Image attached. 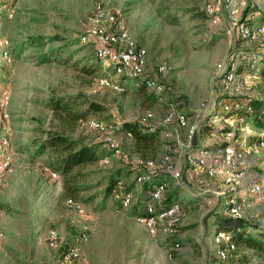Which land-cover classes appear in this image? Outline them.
I'll list each match as a JSON object with an SVG mask.
<instances>
[{"label":"rangeland","instance_id":"rangeland-1","mask_svg":"<svg viewBox=\"0 0 264 264\" xmlns=\"http://www.w3.org/2000/svg\"><path fill=\"white\" fill-rule=\"evenodd\" d=\"M94 3L95 0H17L13 19L0 15L3 35L14 56L11 67L0 62V93L11 96L9 124L15 165V171L0 182V226L5 232L0 242V264H58L61 251L52 250L47 244L52 228L60 232L63 245L87 233L88 240L82 249L89 264H227L248 249H238L237 245L236 252L232 251L226 261L217 256L218 245L213 235L217 229L227 230L232 225L226 221L230 218L226 198L214 196L219 201L210 207L206 200L212 196H204L203 201V196L196 195L197 175L188 169V183L177 190L174 199L184 207L178 233L175 237L150 235L134 218L139 207L135 211L133 207L141 201L130 209H121L118 191L106 199L99 194L117 171H121L118 176L127 184L133 181L134 174L125 170L138 156L133 139L116 128L111 134L115 147L110 150L106 134L83 121L75 125L59 117L48 99L53 94L67 98L80 95L79 101H97L105 106L103 111H90L87 119H101L110 128L123 120L136 119L149 109L161 121L172 111L169 104L186 112L193 121L210 99L217 98L218 107L230 98L252 106L253 101H264L261 37L256 30L247 38L233 32L234 23H247L245 18L253 28L264 22V0H248L247 7L239 11L241 16L238 13L235 19L224 7H218L215 15H208L201 0H104L109 12L121 11L122 25L139 45L147 48L150 66H170L161 77L167 84L163 102H155L139 91L144 82L141 79L127 78L128 90L123 93L100 86L96 77L106 69L99 61V73L82 70V65L89 64L94 57V46L80 42L87 19L94 12ZM250 51L259 53L253 74L247 65ZM235 58H239V76L250 77L249 86L241 93L225 92L223 88V72ZM85 104L79 109H85ZM260 113L253 107L251 113H242L244 120L238 122L244 128L238 132V138L242 136L246 142L243 168L248 176L236 188V195L244 204L243 229L254 234L264 233V200H257L250 191L256 182L264 190V145L260 144L264 128L254 127L253 122ZM48 131L63 132L85 143H100V150L110 156L109 165L99 160L85 168L92 171L85 180L94 188L81 194L79 208L64 196L63 177L51 179L43 170L47 154L35 153L33 142L46 137ZM203 136L206 134L200 133L197 141ZM211 139L215 138L206 137L209 142ZM161 152V148L157 149L154 158H159ZM161 176L170 178L169 174ZM143 192L141 185L136 190L141 199L145 198ZM90 193L98 194L91 201L83 200ZM174 238L182 247L169 258L168 249ZM252 263L259 264L260 260L254 258Z\"/></svg>","mask_w":264,"mask_h":264},{"label":"built area","instance_id":"built-area-1","mask_svg":"<svg viewBox=\"0 0 264 264\" xmlns=\"http://www.w3.org/2000/svg\"><path fill=\"white\" fill-rule=\"evenodd\" d=\"M16 2L17 0H0L2 7L0 15L4 14L8 19H13ZM201 5L210 16L218 13V7H224L230 17L235 19L240 9L248 5V0H201ZM122 22L123 14L119 9L109 12L104 0H95L94 12L87 19V27L80 36V42L94 46L96 58L102 61L106 69L104 74L96 77L97 83L118 93H123L128 90V87L122 77L141 79L146 88L154 92L159 101L163 102L167 84L161 75L166 74L170 70V66L159 64L154 67L153 74H148L150 71L148 50L138 44L129 30L122 25ZM255 30L261 37V42L264 43V22L255 28L246 23H234L233 32L235 31L243 38L253 36ZM247 57L249 58L247 65L252 69L250 73L253 74L259 59L258 52L250 51ZM13 61V50L3 35L0 20V62L4 67H11ZM238 66L239 58L227 63L223 72L225 92L241 93L249 86V75L245 74L246 76L240 77ZM217 100V98L214 101L208 100L206 109H199L193 121L186 112L176 108L174 104H169L172 111L161 121L156 118L151 109L144 111L136 118L150 130L155 129L157 125L162 126V155L159 158L135 157L134 161H130V168L134 174L132 188L126 190L127 183L123 178L118 180L116 188L122 191L120 192L122 209H130L138 200L141 201L140 208L134 218L139 225L145 227L150 235L155 236L162 233L168 237H175L178 233L184 207L178 199L169 202L167 199L171 190L187 185L185 173L188 169L197 175L194 183L196 195L224 197L226 198L228 217L232 219L244 217V204L238 199L236 188L248 176L243 168L246 142L244 137L238 138L236 135L241 130L244 131V128L240 127L238 123L244 120L242 113H251L253 106L230 98L221 107H218ZM10 104V94L0 93V182L15 171L14 151L11 143L12 129L9 124ZM85 123L106 134L105 142L109 144V147L111 146V149H114L115 143L111 134L119 126L110 128L106 122L96 118H89ZM202 124L209 126L206 137L209 136L222 142L208 145L209 141L204 136L197 141ZM126 135L130 139H134L132 131H126ZM260 144L264 145V140H261ZM116 151L118 152L119 149ZM102 163L109 165L111 163L110 156L104 157ZM43 170L51 179L58 180L60 178V173L48 165H43ZM158 172L169 174L170 178L163 176L154 182L147 197L144 199L138 197L136 193L138 187L147 181H152ZM250 191L257 200H264V190L260 182L254 183L250 187ZM68 202L78 208L81 206L73 199H68ZM4 238L5 232L0 226V242ZM213 239L218 245L216 253L220 259H227L230 253L236 249V243L231 239L227 230L218 229L214 233ZM87 240V233H82L75 240L63 245L60 232L57 229L52 228L47 234L48 246L52 250L61 251L58 264H89L82 249V245ZM181 247V242L174 238L168 249V257L173 258L181 250Z\"/></svg>","mask_w":264,"mask_h":264},{"label":"trees","instance_id":"trees-1","mask_svg":"<svg viewBox=\"0 0 264 264\" xmlns=\"http://www.w3.org/2000/svg\"><path fill=\"white\" fill-rule=\"evenodd\" d=\"M239 16H241V13H239ZM243 20L244 22H247L246 24L252 25L251 23H248L246 18ZM262 44L264 45V43ZM16 49L17 47H15V50ZM92 53L94 54V50ZM98 61L100 62V65L103 64L102 61L96 58L94 54V57L90 58L89 64L82 65V70L90 74L99 73L101 71V66L97 67ZM149 69L150 71L148 72V74H153L154 67L152 68L151 66H149ZM162 76L163 75H161V77ZM122 79L126 80L127 78L122 77ZM139 91L146 94L147 96L152 97L155 102H159V98L157 97V95L154 92L148 90L144 84L140 87ZM79 96L80 95H72L67 98L64 96H56L53 94L49 97L48 104L53 108L54 112L59 117L65 118L67 121L75 125L77 123H80L81 121L85 122L88 118L87 115L90 114V111H103L105 106L101 103L92 100L82 102L79 101ZM84 103H86L85 109H79V107ZM252 104L256 111H261V113L253 119L254 127L263 129L264 101H253ZM98 120L103 121L101 119ZM117 129L125 132H133L134 152H136V154L142 158H154V156H156L157 149L161 148L162 151V126L160 125H157L155 129L150 130L147 129L146 126L140 123V121L137 119H127L121 121ZM208 129V125L202 126L200 128L198 136L200 135V133H204L205 135ZM47 133L48 134L46 135V137L37 139L33 142L35 153L37 155H41L44 153L47 154L46 165L50 166L53 170L60 173V175L63 177L64 196L68 199H73L74 201L79 202L80 199H82L81 194L83 192L90 191L92 190V188H94V185L92 183L85 180L88 176H90L92 171H87L85 168L90 164L102 160L105 156V152L100 150V143H85L80 139L72 138L69 135L59 131H48ZM236 137H238V134L236 135ZM256 137L259 138V135ZM221 142V140L211 139V142H209L208 145H214ZM109 149L112 150L110 147ZM125 170L129 174L133 173L131 168ZM118 172L121 171L113 173L109 178L105 188L101 192H99V194H101L104 199L108 198L114 191H118L117 194H120V192H122L121 190H118L116 188L117 182L121 178L120 176H118ZM160 178H163V176H161V174L158 172L155 174V177L152 181L143 183L144 197H147L148 191L153 187L154 182H156ZM133 184L134 181H131L130 184H127L126 190L131 189ZM178 189L179 187H176L169 192L167 199L168 202L176 199L175 195L177 194ZM96 194L98 193H90L83 200L91 201L97 196ZM119 206L122 209V196L119 197ZM136 206L140 208L139 203H137L133 207V211H135ZM229 219H227L226 221L230 222L232 225L227 228V231L230 233L231 239L236 243V249L233 252H236L237 245L238 249H248V252L241 250L243 253H241L239 256L236 254L238 257H233L235 259H230V257L232 256L230 253L227 259L222 260L226 261L230 259L227 264H250L253 262L254 258H256L260 260L259 264H264V233H248L247 230L243 229L245 224V221L243 219ZM219 229L226 230L225 228Z\"/></svg>","mask_w":264,"mask_h":264},{"label":"crops","instance_id":"crops-1","mask_svg":"<svg viewBox=\"0 0 264 264\" xmlns=\"http://www.w3.org/2000/svg\"><path fill=\"white\" fill-rule=\"evenodd\" d=\"M186 173H187V172H186ZM186 173H185V176H186ZM201 198H202V200H203V199L206 200V197H201ZM216 200L219 201V199H217V198H215V197H212V199H210V198L207 199L206 202L210 204V207H212V206L214 205V203H215ZM203 201H204V200H203ZM215 222L218 223V222H220V221H215ZM216 223H215V225H216ZM216 226H217V225H216Z\"/></svg>","mask_w":264,"mask_h":264}]
</instances>
